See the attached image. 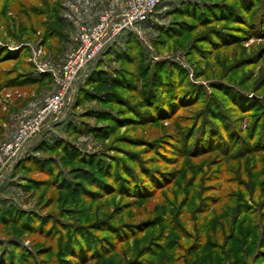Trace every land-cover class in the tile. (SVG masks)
Instances as JSON below:
<instances>
[{
	"label": "rangeland",
	"instance_id": "374dc122",
	"mask_svg": "<svg viewBox=\"0 0 264 264\" xmlns=\"http://www.w3.org/2000/svg\"><path fill=\"white\" fill-rule=\"evenodd\" d=\"M222 4L226 5L223 10L217 8ZM86 7L66 8L72 32L65 33V39L54 43L55 47L43 48L39 36L12 39L0 21V48L10 55L26 48L28 67L22 72L33 74L38 73L27 60L31 48H40V59L54 70L74 49L77 30L84 27L80 22H96L107 8L120 11L122 0H103L101 4L88 0ZM64 10L61 12L66 14ZM7 17L8 23L21 22L19 17ZM130 32L133 37L129 41L116 42L81 72L67 111L51 119L26 145L19 158L28 157L25 163L13 170L15 161L3 173L0 203L10 202L20 212H33L36 221L30 224L31 233H22L16 226H0V251L3 246L19 255V248L6 244V238L13 237L24 255H30L32 264L39 259L47 264H190L197 256L216 257L214 246L207 247H221L229 238H237L234 228L241 222L240 231L247 234L246 244H251L243 248L247 257L241 261L252 264L253 256L264 251V0H163L147 24ZM158 63L169 64L158 66L160 76L165 80L170 74L176 82L171 84L173 95L171 91L161 95L162 104L169 96L170 101H178L173 110H166L169 120L136 128L119 121L105 132L111 126L110 118L127 112L113 97L131 106L143 92L140 80L137 92L131 94L118 87L121 82L115 77L132 75L138 81L135 73L142 66L152 71ZM41 84L0 90V114L4 113L0 116V138L6 123L7 129L13 128L19 118L28 116L27 111L40 107L42 99L54 92L49 82ZM167 85L158 93L167 91ZM252 96L260 99L257 106L250 101ZM100 128L105 134L97 130ZM191 128L194 130L188 139ZM200 130L215 139L206 137V142L210 141L205 145ZM144 139L154 143L150 150L144 149V143H133ZM62 143L74 150L76 158H90L97 169L86 168L84 179L79 174L72 177L71 168L82 167L75 156L71 157L72 151L61 160ZM151 158L153 161H146ZM131 160L178 177L151 199L134 201L121 193L136 191L137 196H143L145 179L136 170L131 175L140 182L121 181L127 178L123 168L135 169ZM100 186L102 191L95 188ZM144 220L147 225L132 236L135 224ZM99 221L114 228L113 234L99 224L94 229L93 224ZM79 227L81 239L90 238L91 243L75 235L78 241L71 246L78 260L59 258V239ZM41 247L53 250L36 256L35 250ZM94 252L105 256L92 260Z\"/></svg>",
	"mask_w": 264,
	"mask_h": 264
},
{
	"label": "trees",
	"instance_id": "16d2710c",
	"mask_svg": "<svg viewBox=\"0 0 264 264\" xmlns=\"http://www.w3.org/2000/svg\"><path fill=\"white\" fill-rule=\"evenodd\" d=\"M63 1L64 0H0V21L3 24L4 29L7 32V35L12 39L32 40V39H35L37 36H39L40 37L39 44L43 48H47L48 45H50V44H51V46L55 47L54 43L61 42L62 40L65 39V36H66L65 29L67 27L68 22L61 15V11L63 10ZM161 2L156 6L153 13L147 18V20L144 22V24H147L151 20V18L154 16L156 9L161 4ZM225 6H224V4H222L217 8L223 10L224 8H221V7H225ZM234 11L238 12V9L237 10L235 9ZM8 15L13 16V17H19L21 22H19V24H17L15 22L16 20H14V21H9V23H8V19H9V17H7ZM238 19H239V21L243 20V23L242 22L241 23H242V25H245L244 19H242L240 17H238ZM8 24H10V25H8ZM181 24L182 23H180V26H181ZM164 36H166V34H164ZM132 37H133V34L130 31L123 32L115 41H113V42L109 43L107 46H105L102 49V51L96 56V58L94 59L93 62H96L97 59L102 54L109 52L111 50V48H114L116 42H118V41L126 42V41H129V38H132ZM233 43H236V42L234 41V42H231L230 44L232 45ZM27 55H28V51L26 50V48H21L19 51H17L13 55L8 54V52L6 50L0 48V90L4 89V88L33 87V86H38L39 84H41L43 82L44 83L49 82L51 84L50 77L48 74H33L32 72H22V70H24L25 68L28 67V64L25 62ZM9 63H13V64L10 66ZM159 65H162L163 67L164 66L169 67V64H167V63H164V64L158 63V64H155L154 70L149 71V69H146V66H142L141 70L139 72L135 73L138 81L132 75H130L126 78V77L122 76L121 74H118L115 77V80L121 82L120 86L118 85V87L123 86L124 91L125 92L127 91L131 94H135L137 92L138 86H136V84L140 80L142 87H143V90H142L143 92L141 94H139L140 95L139 101L135 102L133 105L131 104V106L129 105L130 103H128L127 101H124V100L122 101L120 99V97H118V96L113 97L114 98L113 101H115L120 106L124 107L125 110H127V112L124 114L125 116H123V114H121L122 116H120V117H116L114 119L110 118L111 126L106 127V129H104V130H106L105 132H107V130L112 129L114 125L119 123V121L125 122L126 123L125 125H128V127L136 128V127H141V126L155 125L157 123L162 122L163 120H169V117H167L168 112L166 113V110H170V111L173 110V108H175V106L178 105L177 104L178 101L176 100V96L174 95L175 96L174 101H177V102H173L172 99L170 101L171 97L169 96L168 102L166 104H162V101H163L162 96L169 94L170 91L172 93L171 95H173L175 90L173 89L171 84L173 86H175L174 84H176V82H174L172 80L170 74H166L165 77L167 80L166 79L164 80V78H162L160 76V74L162 72L158 71L159 72L158 73L156 71V69L158 68ZM13 66H18L21 69V71L19 70V72H17V69H15ZM144 69H146V70H144ZM147 75H149V76L146 77ZM145 78L147 79V82H146L147 84L144 82ZM133 79L136 80V83L128 85L127 84V83H129L128 81H130V80L132 81ZM162 80L165 82H163ZM162 83H163V85H162ZM165 83L170 84V85H167V91L161 92V94L158 93V90H160L162 88V86L164 87ZM77 92H78V88L76 90V93ZM131 99L133 100L134 98H131ZM250 101L255 106H257L259 104V102H261L260 99L258 100V98L256 96H252ZM75 102L72 105L73 107L76 106ZM121 111L118 113H121ZM173 113L175 114V112H173ZM2 115L3 114H0L1 117H2ZM128 115H131V116L128 117ZM122 117H124V118H122ZM97 130L101 134H105L103 131V128H100ZM193 130H194V128H191L189 130V132L190 131L191 132L188 135V139L191 138ZM95 132H97V131H95ZM199 132L201 133V132H203V130H200ZM209 133H211V132L209 131ZM201 137L203 138L205 145L210 140L213 141L215 139V138L212 139V137L209 136L205 131L202 133ZM206 137H210V138H208L210 140L207 142H206ZM218 139H220V138H218ZM134 141L135 142H133V143H137V144L139 142L144 143L142 145V146H144V149L149 148V150H150L151 147L154 146L153 142L147 141L145 139L143 141H139V140H134ZM204 143H203V145H204ZM62 144L63 145H61V147H60L62 149V152H63V154L61 156V160H62V158H64L66 156V154H68L69 151H72L71 157L74 158V156H75L76 162L79 163L82 167V168H77V169L71 168L72 172L70 173V175H72V177H75L76 175L79 174V175H81L80 178L84 179L85 175L87 174V173L86 174L84 173V172H86L85 171L86 168L87 169L92 168L95 170L97 169L96 165L93 164V162L90 158H83V157L81 158V156L76 158V155H74V153H73L74 150H72L71 148L68 149V147H67L68 145L66 143H62ZM216 144H218V143H216ZM58 145H56V146H58ZM133 146H136V145L133 144ZM137 147H141V146L137 145ZM212 148H214V145L212 146ZM213 150H217V149L214 148ZM201 151H203V150H201ZM206 152H208V151H206ZM129 154H131V153H129ZM19 158L13 164V167H12L13 170L19 169L20 168L19 166L23 165V163H25V161L28 159V157H25L24 159L22 158L20 160H19ZM153 159L154 158H151V159L146 160V161H153ZM132 163L135 165V169L128 168V167L127 168L122 167L123 168V170H122L123 175L127 178H122L121 181L127 182L128 180L131 179L132 183L140 182V180L136 179L135 176L131 175L134 172H136V170H137L138 172H136V173H138L139 176H142L143 179H145V180H143L145 182V184L143 186V190H145V193L143 196H137L136 191L130 193L127 190H123L124 192H122L121 194L127 198L128 197L132 198L134 201H140V200L143 201V200L151 199V197H153L157 191H161L164 188L170 186L175 181V178L178 177L177 175H175L174 172H165V171H162L158 168H154V167L146 166V165H141L139 163V161H136V160H133ZM150 165H152V164H150ZM119 181H120V179L117 180V182H119ZM126 182H124V183H126ZM76 185H77V183H76ZM95 188H97L98 190H101V191L103 190L102 186L95 187ZM111 193H113V192H111ZM87 194H89L91 196L98 195L96 193H90V192ZM125 194H127L128 196ZM237 205H240V204L238 203ZM0 206L4 207V210H2V208L0 207V226L1 227H7V226L11 225V226H16L22 233H31L32 232L33 228L30 226V224L32 223L33 219H35V217H36L33 212H29V213L20 212L16 208H14L10 202L6 203L5 205L3 203H0ZM236 211H237V208H236L235 212ZM35 221H36V219H35ZM147 223L148 222L146 220H144V221H141V222L135 224V227L137 229H135V228L134 229L136 230V232L134 230L133 234H131V235L133 236L135 233L141 231V229H142L141 227L147 225ZM97 224H99L102 228L106 229L105 232L108 231V232H110V234H113V233H111V231L114 230V228L107 226L104 221H99V222L93 224L94 225L93 227H95L94 229H97L95 226ZM242 225H244V223H241V222L235 224L234 232L236 234L239 233V235H237V238H233V239L229 238V240L221 247H219L218 245H214V244L207 247V248H210V247L214 246V248H212V251L217 252L216 255L218 257L217 256L214 257V255H211V254H205V255L197 256L196 258H194L193 260L190 261V264H204L203 261L205 260L206 257L208 258V260H206V264H242L243 260L241 261V259L242 258L246 259V257H247L246 251L243 250V248L251 246V244H246L247 239H245V236L247 234H245V233L242 234V232L240 231ZM81 230H82V228H80V227L79 228H71L70 230H68V232L69 231H71V232H69L67 236H65V237L59 236V237H61L59 239V241L62 240V241H60L62 243L58 244L57 249H56V253L57 254L59 253L58 254L59 258H60V256H66L67 258L78 260L76 252H74V250H73L74 246H71L72 242L73 243L77 242L78 241L77 238H79L82 242L88 241L89 243H91V241L89 240L90 238L87 239V237H84V240L81 239V237H82L81 236ZM71 233H73L74 235ZM75 235L77 236V238ZM83 236H85V234H83ZM132 236H130V237H132ZM44 238H47V237L44 236ZM6 239H8V242L6 244L8 246L15 245L16 248H19L20 253H19V255L15 254L13 251H11V253H9L8 250L6 248H3V246H2V249L0 251V264H6V263L7 264H32L31 262H29L30 261V255L29 256L24 255L25 252L23 253V251H21L22 247L19 246L16 239H14L13 237H7ZM121 242H123V241H121ZM77 244H79V243H77ZM229 244H231L233 246H231L229 248V246H228ZM49 249L50 248H48V251H47V249L43 248V247L37 248L35 250V255L39 256V257L47 255V254H49ZM51 249L53 250V248H51ZM45 252H47V253H45ZM93 254L94 255H92L93 256L92 260H98V259H101L102 257L105 256V255L98 256L100 253L97 254L95 252ZM210 258L213 260H210ZM252 259H254V260H252V264H264V263H260V260L264 259V251L258 252V254L256 256H253ZM80 260L84 261L85 259H80ZM38 261L39 262L37 264H47V263H44V261L41 259H39ZM60 261H63V259L61 258ZM72 263L74 264V262H72ZM33 264H36V263L33 262ZM181 264H186V262L183 261V263L181 262Z\"/></svg>",
	"mask_w": 264,
	"mask_h": 264
},
{
	"label": "built area",
	"instance_id": "2783aa9c",
	"mask_svg": "<svg viewBox=\"0 0 264 264\" xmlns=\"http://www.w3.org/2000/svg\"><path fill=\"white\" fill-rule=\"evenodd\" d=\"M162 0H122L120 11H101L89 28L80 27L74 38V49L56 69L49 68L40 58V48H31L28 62L38 74H48L55 91L42 99L41 105L16 122L13 137L0 143V179L20 157L28 142L51 120L60 118L70 106L74 85L81 72L94 61L109 43L123 32L143 24Z\"/></svg>",
	"mask_w": 264,
	"mask_h": 264
},
{
	"label": "crops",
	"instance_id": "0c3cea01",
	"mask_svg": "<svg viewBox=\"0 0 264 264\" xmlns=\"http://www.w3.org/2000/svg\"><path fill=\"white\" fill-rule=\"evenodd\" d=\"M92 1H94V3H100L101 4V1H103V0H92ZM82 3L83 5H78L79 3ZM87 2H88V0H64L63 1V4H64V6H63V8L65 9L64 10V12L66 13V14H63V12H61V15H62V17L67 21V9L66 8H68V7H73V6H78V8L79 9H81L83 6H84V9H87L88 7H86L87 6ZM108 2V0H105V3H107ZM77 4V5H76ZM80 20H81V18H80ZM96 20V19H95ZM94 19H92V20H89V21H82V22H80V26H84V28H89L90 26H92L93 24H94ZM84 24V25H83ZM86 25V26H85ZM80 28V27H79ZM79 28H78V30H79ZM71 30V22H68V25H67V27H66V30H65V33H69V32H72V31H70ZM78 30H77V33H78ZM76 33V34H77ZM71 36V35H70ZM50 86H52V84H50ZM54 88V87H53ZM54 91H55V89H54ZM54 93V92H53ZM52 93V94H53ZM51 94V95H52ZM39 108V106H36L35 108H34V110L33 111H35L36 109H38ZM32 111V112H33ZM31 111H27V115L29 114V113H32ZM3 115H4V113H2ZM6 125V129H5V131L3 132L2 131V135H1V138H0V143H2V142H5V141H8V140H10L12 137H13V135H14V133H15V128H16V125L13 127V128H11V129H7V125H8V123H6L5 124ZM5 127V126H4ZM1 130V129H0ZM0 134H1V131H0Z\"/></svg>",
	"mask_w": 264,
	"mask_h": 264
}]
</instances>
